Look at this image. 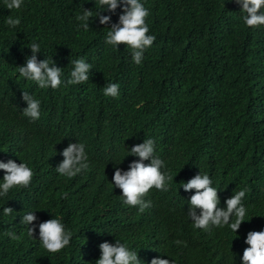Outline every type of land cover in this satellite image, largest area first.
<instances>
[{
	"label": "trees",
	"instance_id": "obj_1",
	"mask_svg": "<svg viewBox=\"0 0 264 264\" xmlns=\"http://www.w3.org/2000/svg\"><path fill=\"white\" fill-rule=\"evenodd\" d=\"M141 2L156 39L136 64L125 44L106 43L110 24L97 16L87 31L80 26L76 17L85 8L93 17L101 10L95 0H23L19 10L0 0V160L25 162L34 171L29 187L0 196V264H95L99 245L117 239L139 256H170L178 264H243L247 233L264 230V26L248 27L234 0ZM121 12L122 6L101 14L118 23ZM9 16L20 25L8 26ZM32 42L40 45L38 60L47 58L50 66L54 60L65 81L71 61L81 58L92 65L90 79L41 89L20 76ZM111 83L119 84V97L104 95ZM23 91L40 101L35 121L23 115ZM77 124L86 136L72 130ZM49 125L57 129L45 132ZM140 134L152 135L165 150L163 170L174 177L169 191H152L143 212L125 205L112 182L117 167L130 166L120 165L128 150L116 154L121 141ZM72 138L85 145L89 166L68 178L56 167ZM200 172L211 177L219 196L223 187L247 189L239 235L227 226L196 234L189 225L172 231L162 223L184 207L181 184ZM4 174L0 169V183ZM4 207L13 213L4 215ZM30 211L37 216L34 236L28 235L32 225L20 223ZM146 215L158 216L156 224ZM54 217L73 233L56 254L42 247L38 227ZM130 223L133 233L122 235Z\"/></svg>",
	"mask_w": 264,
	"mask_h": 264
},
{
	"label": "clouds",
	"instance_id": "obj_2",
	"mask_svg": "<svg viewBox=\"0 0 264 264\" xmlns=\"http://www.w3.org/2000/svg\"><path fill=\"white\" fill-rule=\"evenodd\" d=\"M238 5L242 6V11L246 14L243 16L244 23L250 28L264 26V0H234ZM101 9L93 17L91 9L85 8L81 15L76 18L81 21V27L87 31L90 27V21L95 17H99L102 25L108 26L109 31L106 35V43L114 47L125 44L132 52L134 63H142L144 52L150 48L156 37L150 35L149 25L146 18L150 15L148 8L144 6L141 0H95ZM7 9H21L23 0H5ZM122 6V12L119 15L118 23H111L110 15H102L103 11L111 13ZM21 23L19 18L9 16L6 24L12 28H16ZM28 47L31 48L30 55L24 65L19 66V75L27 80L34 81L41 89L51 87L58 89L62 85H76L86 83L90 79V71L92 65L84 59L71 61L74 67L70 73V78L66 81L62 79L63 72L61 67L56 66L53 60L46 58L38 60L36 53L41 52L40 45L32 42ZM119 84L111 83L104 88V95L111 97H119ZM23 99L27 101V105H21L23 115L35 121L40 118V101L23 91ZM57 129L54 125H49L46 131ZM72 130L80 137L86 136L79 128V124L74 125ZM152 138V135H149ZM88 137V136H87ZM148 138L145 134H140L136 139L121 141L120 150H128V157L120 165L129 166L127 171L117 167L113 176V184L122 191L123 203L133 206L136 210L143 212L151 206L150 195L152 191L159 190L167 192L170 190V181L174 177L170 172L164 171L165 150H158L156 140ZM78 138L70 139V144L63 150L64 160L56 167V171L68 178H73L82 170L88 168V154L83 143H74ZM127 143V144H126ZM59 151V150H58ZM60 154V152H59ZM61 155V154H60ZM132 155L134 159L132 161ZM132 161V162H131ZM131 163V164H130ZM0 169L4 170L3 183H0V196H6L14 187L27 188L31 185L34 177V171L27 163H17L15 160L4 162L0 160ZM154 188V189H153ZM185 196V205L182 209L174 211L173 214L161 219L167 229L178 231L183 226H190V230L195 229L196 234L202 231L205 234H211L214 227H229L234 233H238L242 222L246 221L245 217L248 210L244 204V197L247 189L229 190L220 188L221 195L215 187L211 177L201 172L192 179H185L180 187ZM194 189L193 194L191 190ZM162 193V192H160ZM65 198L67 193L64 194ZM148 200H145V197ZM226 202V203H225ZM226 206V207H219ZM13 209L4 207L3 214L11 215ZM156 215H146L145 219L156 224ZM37 219L35 211L27 212L23 215L21 224L32 225L28 227V235L34 236L36 226L33 221ZM39 241L42 247L52 254L59 253L66 246L70 245L73 233L68 230L59 217L43 221L39 224ZM122 231V230H121ZM120 232V231H118ZM126 232V233H125ZM122 235L130 236L133 233L131 223ZM7 235L12 240H20L21 236L15 232H9ZM132 237V236H131ZM133 238V237H132ZM177 244L185 243L176 241ZM245 243L248 245L244 249L242 261L243 264H264V230L249 231ZM101 256L95 264H178L179 260L172 257L162 256L160 254L139 256L138 253L128 247V243H122L117 239L115 244L104 242L99 245Z\"/></svg>",
	"mask_w": 264,
	"mask_h": 264
}]
</instances>
